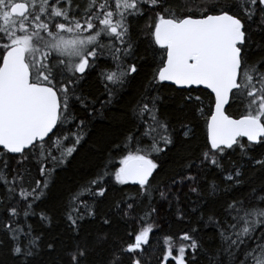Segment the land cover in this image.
I'll return each instance as SVG.
<instances>
[{
    "label": "snow or ice",
    "instance_id": "snow-or-ice-1",
    "mask_svg": "<svg viewBox=\"0 0 264 264\" xmlns=\"http://www.w3.org/2000/svg\"><path fill=\"white\" fill-rule=\"evenodd\" d=\"M134 26L159 54L139 80ZM258 146L264 0H0V249L12 264H44L45 251L51 264H151L155 221L173 210L190 227L164 238V260L264 264ZM69 165L78 179L53 197ZM110 181L135 191L109 200ZM57 218L67 232L46 238Z\"/></svg>",
    "mask_w": 264,
    "mask_h": 264
},
{
    "label": "trees",
    "instance_id": "trees-1",
    "mask_svg": "<svg viewBox=\"0 0 264 264\" xmlns=\"http://www.w3.org/2000/svg\"><path fill=\"white\" fill-rule=\"evenodd\" d=\"M86 2V0H84ZM147 19V16L139 22L140 27H143L145 20ZM133 36L137 37L139 36V47L136 50V55L140 58V64H141V71L137 79H141L146 75H150L152 70L156 67V61L159 59V54L156 56V61L153 59L152 52L149 48L146 47L144 43V38L143 35L135 29L134 26V31H133ZM99 67H97L89 76L88 80L85 82L91 83L94 81L96 73L99 72L102 68L106 66L104 59H101L98 61ZM166 85H170L166 82H164ZM166 94L171 95L172 93L168 91L167 88L164 89ZM208 91L203 89V88H197L196 91L192 92V95L199 96L201 100L203 101V105L207 107L209 105V100H208ZM187 95V93H185ZM115 111V109H113ZM231 111V110H230ZM202 119L201 118V124H202ZM108 127V121L98 118L97 122V130L103 131L105 128ZM196 141H193V144L200 142L204 138V130L203 128L198 129L196 131ZM260 153H264V147H256L255 153L257 156H259ZM171 155V154H170ZM164 157H161V160H164ZM172 161L171 159H168L164 163V168L167 170L169 167H172ZM39 177L37 176V179ZM58 185L54 186L52 189L51 195L53 197H58L59 193L57 191V187L59 184H63L65 186H70L72 182L76 179H78L77 175L73 172V165H69L67 170L64 172L58 173ZM214 177L209 176L208 179L211 180ZM114 181H110L108 185L110 188V191L108 192V199L111 200L113 197H118L121 193H128V192H134L135 191V185L131 183H127L125 185H116L115 188H111V185L114 184ZM185 192H187V189H185ZM182 200H184V196L181 197ZM189 199H195L194 196H190ZM90 203L92 201H89ZM187 201L185 200V203ZM164 209H167V204L162 205ZM100 208H104V202H101ZM39 211V209H37ZM33 223L35 227L40 228V224L38 221V217H33L32 220L30 221ZM156 228L158 230H154V232L151 234V264H176L174 257H169L167 260H164L163 258V251L166 245L164 244V238L170 235H176L177 237L179 236V233L182 229H185L187 227H190V225L183 223L180 221V218L176 217L174 214V210L171 212H161V217L158 218L156 221ZM83 228L85 230H91L94 228L95 222L91 219L86 217L84 221H82ZM120 230V232L123 234L125 231H130V229H125L124 226L118 225L117 226ZM41 231L44 232L45 237H51V236H56L62 233H66L67 229L65 226V223L63 220L60 218H57L53 221L51 225L45 224L43 227L40 229ZM83 234V232L81 233ZM175 255V253H174ZM188 259H192L191 255L186 253ZM56 258V254L54 253H49L45 251L40 259L44 262V264H51V262ZM0 261H4L5 264H12V261L10 257L7 255L6 249H0ZM200 264H203L201 261Z\"/></svg>",
    "mask_w": 264,
    "mask_h": 264
},
{
    "label": "water",
    "instance_id": "water-1",
    "mask_svg": "<svg viewBox=\"0 0 264 264\" xmlns=\"http://www.w3.org/2000/svg\"><path fill=\"white\" fill-rule=\"evenodd\" d=\"M166 83L171 84V82H166ZM198 88H203V86H199ZM205 90H207V89H205ZM207 91H209V90H207ZM129 183L133 184V182H131V181Z\"/></svg>",
    "mask_w": 264,
    "mask_h": 264
}]
</instances>
